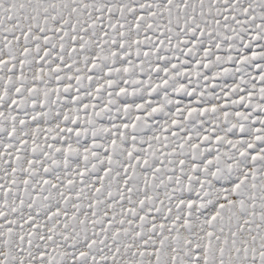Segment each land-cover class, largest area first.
I'll list each match as a JSON object with an SVG mask.
<instances>
[{"label":"snow or ice","instance_id":"6c2138e0","mask_svg":"<svg viewBox=\"0 0 264 264\" xmlns=\"http://www.w3.org/2000/svg\"><path fill=\"white\" fill-rule=\"evenodd\" d=\"M0 264H264V0H0Z\"/></svg>","mask_w":264,"mask_h":264}]
</instances>
